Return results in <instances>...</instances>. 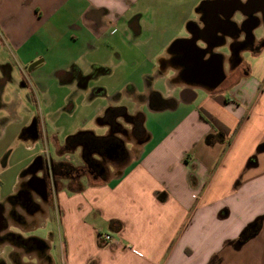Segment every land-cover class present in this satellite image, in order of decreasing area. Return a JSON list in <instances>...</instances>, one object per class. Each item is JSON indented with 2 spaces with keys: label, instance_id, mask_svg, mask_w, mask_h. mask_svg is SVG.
<instances>
[{
  "label": "crops",
  "instance_id": "obj_1",
  "mask_svg": "<svg viewBox=\"0 0 264 264\" xmlns=\"http://www.w3.org/2000/svg\"><path fill=\"white\" fill-rule=\"evenodd\" d=\"M261 5L0 0V264H264V46L235 49L242 24L264 37ZM49 82L73 94L38 98L48 109L39 119L33 88ZM79 111V131L51 137L53 154L24 144L44 139L42 119ZM32 118L38 128L24 132ZM88 134L123 141L105 171L99 152L75 142ZM62 148L93 183L55 172Z\"/></svg>",
  "mask_w": 264,
  "mask_h": 264
},
{
  "label": "rangeland",
  "instance_id": "obj_2",
  "mask_svg": "<svg viewBox=\"0 0 264 264\" xmlns=\"http://www.w3.org/2000/svg\"><path fill=\"white\" fill-rule=\"evenodd\" d=\"M257 32V35H260L259 33V29L256 30ZM262 34V33H261ZM52 66H48L46 71L47 72H50L52 73L53 70L51 68ZM114 81L112 80V83ZM32 94L35 96V101L36 103H34V107H35V111H37V113L35 114V116H37L39 119L42 117V115L44 116V114L48 111V109H43L39 103V99L41 100V98L43 99V97L45 95H48V96H58L59 97V103L62 101V98L63 96H70L73 94V90L72 88L70 87V85H60L59 82H54L53 84L49 82V84L46 86V88L44 89H41V88H33V92ZM39 98V99H38ZM105 98H102L101 100H104ZM100 101V100H99ZM99 103H103V101H100ZM41 107V109H40ZM39 109V110H37ZM42 113V114H41ZM82 111H79V113H77L75 115L74 118L70 117L69 114H65V116L63 117V119L59 122H57L56 124H54V122L51 120V119H48V120H43V125H44V139L42 140H39L38 142L36 143H33V142H29L28 140L24 141V144L27 146V145H31L32 147H35L36 148V151H38L39 149L43 148L44 146L47 148L48 151H50L49 149L53 148L52 147V144H51V137L55 136L56 139L59 141V142H65L66 141V138L68 135H71L73 133H76L77 131H79L80 127L82 124L81 121L82 119L80 118V121H78L79 119V114L82 115ZM121 115V113L117 114L114 118L113 121H115L117 118H119ZM34 118L31 119V122L30 124L33 122ZM110 120V119H109ZM112 121V122H113ZM120 121L122 123H118L119 125H121V127H124L126 126L127 124H125L124 120L120 119ZM117 123V122H116ZM29 124V125H30ZM28 125V124H27ZM26 125V126H27ZM56 125V126H55ZM91 126V124L89 125ZM99 134L102 133V130H98L97 131ZM132 131H128V134L125 136V137H122L123 138V141L126 143L127 141H132ZM48 140V141H47ZM34 145V146H33ZM23 149V148H22ZM63 151H59L60 154H64L62 156V167L63 169L61 171H59L60 169H57L55 172L56 173H59L61 172L63 176H73V178H79V180H84L85 183H93V178L88 175V168L86 165L83 164L81 158H80V155L79 154H74L70 149H66V148H62ZM50 153H54L53 150L51 149ZM49 158V157H48ZM47 162L50 164V166L48 165V171H49V176H48V182L50 185H52V183H54L55 181H60V177L59 175L57 176V178L55 179L54 178V175H53V168H52V164H51V161L50 159H47ZM50 175L52 176V178H50ZM10 180V179H9ZM8 180V181H9ZM64 182L66 183L67 180H64ZM10 183V182H9ZM80 183V182H79ZM78 182L76 181H71L67 184L70 185H77L79 184ZM7 192L3 190V192H1L2 194ZM259 221H257L256 223H254L252 225V229L250 230V232L248 233L247 235V238L248 237H251L253 235H255L257 232V228L261 225V222L263 220V217H259L258 219ZM52 228V223L49 222L48 226L46 227L45 230H42L41 235L44 233L43 236H48L46 231L48 232V230ZM246 238V239H247ZM244 240H240L238 242V245H240L241 243Z\"/></svg>",
  "mask_w": 264,
  "mask_h": 264
},
{
  "label": "flooded vegetation",
  "instance_id": "obj_3",
  "mask_svg": "<svg viewBox=\"0 0 264 264\" xmlns=\"http://www.w3.org/2000/svg\"><path fill=\"white\" fill-rule=\"evenodd\" d=\"M229 3H233V4H239V6L241 7V9H246L248 10V8H254L256 6H254V4H258V7H262L263 6L261 4H264V0H246V2L243 4L241 3L239 0H228ZM226 3V2H225ZM227 11V7H225L224 12ZM252 17L249 18V21L252 20V22H258L257 19H251ZM254 20V21H253ZM251 22V23H252ZM240 33L237 37V40L235 41V49L237 51H241L244 49H250L252 52H257L259 51L263 46H264V37H260L257 38V36H255V38H253L252 40L250 39V34L248 33V31L245 30V27L243 26V24L241 25L240 29H239ZM237 57H234V62H233V69H236L237 66L235 64ZM36 61L33 62L32 64H30V66H28L27 71L30 72L35 69L37 67ZM235 64V65H234ZM243 65V61H241V63L238 65L241 66ZM236 67V68H235ZM24 84L27 85V83L25 82ZM121 113V111H114L111 115H107L106 119H110V120H114L115 116L117 114ZM114 123V121L112 122ZM115 127H117L119 130L124 131L127 134V130L123 129V127H121V125H119L118 123H114ZM135 123L133 129L135 132H137V128L138 125ZM38 128V119L34 118L33 122L29 125L26 126L24 128V132L27 133H32L36 131V129ZM75 142H80V143H84L88 145V149L89 150H95L97 152H99L102 155V161H97L96 165L100 168V170L105 171L106 167H105V162L107 160V156L109 155V149L110 148H114L116 146H118V151L120 152L122 150V146H123V141L117 138H104V137H94L90 134L84 136V137H78V139ZM118 152V154L120 155V153ZM122 154V152H121ZM125 157V155H120L119 157ZM118 157V158H119ZM121 157V158H122ZM47 164L50 166V164L47 162ZM48 168V167H47ZM49 172V171H48ZM2 224H4V226H6V220H4L2 222Z\"/></svg>",
  "mask_w": 264,
  "mask_h": 264
},
{
  "label": "trees",
  "instance_id": "obj_4",
  "mask_svg": "<svg viewBox=\"0 0 264 264\" xmlns=\"http://www.w3.org/2000/svg\"><path fill=\"white\" fill-rule=\"evenodd\" d=\"M113 113V111H109V114L108 115H111ZM138 120H137V125H138V128H140L139 126H140V122H141V119L140 118H138V117H136ZM136 118H134V119H136ZM136 125V126H137ZM77 138V136H72V137H70L69 139H68V141L69 142H73L75 139ZM213 140V135H208L207 137H206V142L207 143H210L211 141ZM118 225L116 222H114L113 223V225ZM252 229V225L251 226H249V227H247L244 231H243V233L241 234V236H240V240H245L246 238H247V235H248V233L250 232V230Z\"/></svg>",
  "mask_w": 264,
  "mask_h": 264
},
{
  "label": "water",
  "instance_id": "obj_5",
  "mask_svg": "<svg viewBox=\"0 0 264 264\" xmlns=\"http://www.w3.org/2000/svg\"><path fill=\"white\" fill-rule=\"evenodd\" d=\"M235 12V10L232 12V14ZM231 15V13L229 14V15H227V16H225V22L227 21L226 19H229V17H231L230 16ZM223 21V22H224ZM228 22V21H227ZM258 25V23H256V26ZM255 29V26H251V28H249V30H248V33L250 34L249 36H250V39L252 40L253 38H254V34H253V30ZM191 41H193V42H195V41H197V38H194V39H191ZM176 44V43H175ZM174 46V44L172 45V47ZM199 49V48H198ZM201 49V48H200ZM202 50V49H201ZM237 52H239V51H237ZM239 55V53H236V55ZM235 55V56H236ZM238 62H241L242 61V57H240L238 60H237ZM42 182H45L44 180H41ZM44 185L46 186V183H44Z\"/></svg>",
  "mask_w": 264,
  "mask_h": 264
},
{
  "label": "built area",
  "instance_id": "obj_6",
  "mask_svg": "<svg viewBox=\"0 0 264 264\" xmlns=\"http://www.w3.org/2000/svg\"><path fill=\"white\" fill-rule=\"evenodd\" d=\"M105 239H110V236H109V235H106V236H105Z\"/></svg>",
  "mask_w": 264,
  "mask_h": 264
}]
</instances>
